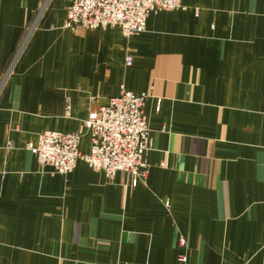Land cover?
I'll list each match as a JSON object with an SVG mask.
<instances>
[{"label":"crops","instance_id":"obj_1","mask_svg":"<svg viewBox=\"0 0 264 264\" xmlns=\"http://www.w3.org/2000/svg\"><path fill=\"white\" fill-rule=\"evenodd\" d=\"M45 1L0 0V80L30 34L0 91V264H264V0H182L131 36ZM122 86L148 93L137 186L26 148L53 130L89 152V113Z\"/></svg>","mask_w":264,"mask_h":264},{"label":"built area","instance_id":"obj_2","mask_svg":"<svg viewBox=\"0 0 264 264\" xmlns=\"http://www.w3.org/2000/svg\"><path fill=\"white\" fill-rule=\"evenodd\" d=\"M48 0L43 4L47 5ZM67 19L64 27L96 29L119 27L124 35L131 36L146 30L150 13L174 10L182 7V0H68ZM32 31V30H31ZM30 34L13 57L0 80V91L11 75L15 62L24 48ZM132 57L127 56L130 65ZM148 93L136 94L122 86L118 95L90 111L85 122L91 136L89 152L80 149L82 135L78 132L47 130L39 133L36 142L26 148L31 151L42 166H49L55 173L73 171L79 160L91 168L102 170L109 177L124 172L131 178L133 186L146 179L148 165L145 151L151 147L150 128L144 111ZM65 113L71 114V106ZM14 147L9 141L7 148ZM180 245L187 242L180 238ZM179 261L186 263L187 256L181 254Z\"/></svg>","mask_w":264,"mask_h":264},{"label":"rangeland","instance_id":"obj_3","mask_svg":"<svg viewBox=\"0 0 264 264\" xmlns=\"http://www.w3.org/2000/svg\"><path fill=\"white\" fill-rule=\"evenodd\" d=\"M132 185V184H131ZM133 186V185H132ZM137 186V185H136Z\"/></svg>","mask_w":264,"mask_h":264}]
</instances>
